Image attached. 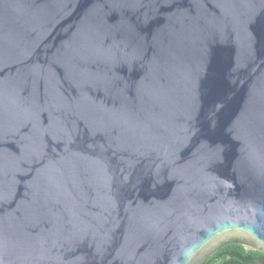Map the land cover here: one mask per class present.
<instances>
[{
  "label": "water",
  "instance_id": "95a60500",
  "mask_svg": "<svg viewBox=\"0 0 264 264\" xmlns=\"http://www.w3.org/2000/svg\"><path fill=\"white\" fill-rule=\"evenodd\" d=\"M230 244L264 255V0H0V264Z\"/></svg>",
  "mask_w": 264,
  "mask_h": 264
},
{
  "label": "trees",
  "instance_id": "16d2710c",
  "mask_svg": "<svg viewBox=\"0 0 264 264\" xmlns=\"http://www.w3.org/2000/svg\"><path fill=\"white\" fill-rule=\"evenodd\" d=\"M264 255L256 250L246 249L240 244L226 245L202 264H260Z\"/></svg>",
  "mask_w": 264,
  "mask_h": 264
}]
</instances>
